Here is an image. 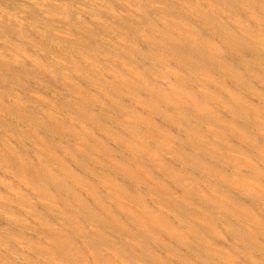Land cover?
I'll return each mask as SVG.
<instances>
[{
  "label": "bare ground",
  "instance_id": "6f19581e",
  "mask_svg": "<svg viewBox=\"0 0 264 264\" xmlns=\"http://www.w3.org/2000/svg\"><path fill=\"white\" fill-rule=\"evenodd\" d=\"M146 206L264 264V0H0V264H152Z\"/></svg>",
  "mask_w": 264,
  "mask_h": 264
},
{
  "label": "rangeland",
  "instance_id": "374dc122",
  "mask_svg": "<svg viewBox=\"0 0 264 264\" xmlns=\"http://www.w3.org/2000/svg\"><path fill=\"white\" fill-rule=\"evenodd\" d=\"M145 209L150 213L151 218L142 219V227L147 232V234L152 237V239L164 245V247L161 248V251L152 249L148 242L139 237L135 230L128 227L126 230H128L127 232L129 233H127V237L138 243V245L142 248V251L151 258L152 264H198L194 261V258H197V256L198 259H202L201 264H215L212 262L209 263L207 256L216 258V260H218L216 264L235 263L236 261H239L233 257V254L229 249L231 243L228 238L206 218L196 216L191 213L192 218L200 221L204 226V228L198 231V234L202 244L207 245L208 248L195 243L191 237H188L185 232H182L179 228H177V226H175L170 219L167 217L158 216L155 212H153L150 206H146ZM170 211L172 212L175 220L183 222L189 226L191 225L188 217H185L183 214H179L174 210ZM157 228H159L161 232H157ZM206 230L209 231L212 236H214V238H212L211 235L206 234ZM164 232L168 236L166 235V237H164ZM125 250L129 249L125 247ZM188 251L193 253L196 257L193 258V256L190 255ZM118 254L122 256L120 251ZM170 255L173 256V258H171ZM104 264L115 263L109 259H105Z\"/></svg>",
  "mask_w": 264,
  "mask_h": 264
}]
</instances>
